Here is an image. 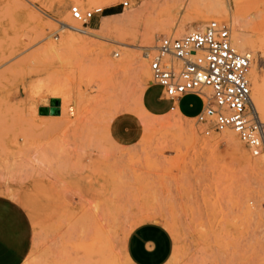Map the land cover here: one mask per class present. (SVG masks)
I'll return each mask as SVG.
<instances>
[{"label": "rangeland", "instance_id": "374dc122", "mask_svg": "<svg viewBox=\"0 0 264 264\" xmlns=\"http://www.w3.org/2000/svg\"><path fill=\"white\" fill-rule=\"evenodd\" d=\"M121 1L0 0V193L32 216L29 263L129 264L130 229L160 220L176 239L168 264H264L263 153L233 130L206 135L194 117L142 104L153 82L145 52L212 19L252 52L253 93L264 0ZM73 4L106 10L82 25Z\"/></svg>", "mask_w": 264, "mask_h": 264}, {"label": "built area", "instance_id": "2783aa9c", "mask_svg": "<svg viewBox=\"0 0 264 264\" xmlns=\"http://www.w3.org/2000/svg\"><path fill=\"white\" fill-rule=\"evenodd\" d=\"M121 4L132 5L130 0ZM70 10L74 19L87 25L106 9L83 10L73 4ZM152 50L145 57L164 96L196 93L202 98L204 106L194 118L204 134L233 130L253 155L264 153V122L252 97L253 54L236 47L228 24L212 19L181 35L163 34Z\"/></svg>", "mask_w": 264, "mask_h": 264}, {"label": "crops", "instance_id": "0c3cea01", "mask_svg": "<svg viewBox=\"0 0 264 264\" xmlns=\"http://www.w3.org/2000/svg\"><path fill=\"white\" fill-rule=\"evenodd\" d=\"M117 15V7L109 8ZM162 87L152 82L142 94V104L151 115L177 110L189 117L203 108L202 98L187 93L179 98L166 97ZM35 226L28 209L17 198L0 193V264H30L34 249ZM124 254L129 264H168L175 249L172 230L160 220H146L133 226L124 240Z\"/></svg>", "mask_w": 264, "mask_h": 264}, {"label": "bare ground", "instance_id": "6f19581e", "mask_svg": "<svg viewBox=\"0 0 264 264\" xmlns=\"http://www.w3.org/2000/svg\"><path fill=\"white\" fill-rule=\"evenodd\" d=\"M76 2H79L81 5L84 3V2H87V3H93V2H96V0H76ZM109 3V1H107L105 4ZM94 4V3H93ZM243 4V3H242ZM92 5V4H91ZM234 5V4H233ZM235 7V11L238 13L241 9H242V5L239 4V2L237 1L234 5ZM213 11V9L211 10ZM239 14V13H238ZM111 16H105L104 17V20H108ZM59 22L60 23H64L65 19L64 17H60L59 19ZM76 20V19H75ZM72 21V20H71ZM78 21V20H76ZM76 21H72L70 24H66L67 27L69 28H72L73 30L75 31H81V32H88V30H85L81 27V25L76 22ZM80 22V21H79ZM67 23V22H66ZM81 23V22H80ZM82 24V23H81ZM83 25V24H82ZM104 27H107V24H104L103 25ZM238 31V30H237ZM239 33V32H238ZM242 33V32H241ZM75 39V40H78L80 41L79 39V36H76V35H73V34H70L69 36H67V39ZM239 44V43H238ZM254 79H256V76L253 77ZM254 82L257 83L256 80H254ZM258 85L255 87L256 89L254 90V92L252 93V97H253V100H254V103H255V106H256V109L257 111L259 112V115L262 119V121L264 122V82L263 83H257ZM52 119V118H51ZM260 162H264V153L262 154L261 156V160Z\"/></svg>", "mask_w": 264, "mask_h": 264}, {"label": "water", "instance_id": "95a60500", "mask_svg": "<svg viewBox=\"0 0 264 264\" xmlns=\"http://www.w3.org/2000/svg\"><path fill=\"white\" fill-rule=\"evenodd\" d=\"M55 102V100H53V103ZM57 109H58V106H53L51 108H47L46 107L44 108H41L40 111L42 113H50V114H57Z\"/></svg>", "mask_w": 264, "mask_h": 264}, {"label": "trees", "instance_id": "16d2710c", "mask_svg": "<svg viewBox=\"0 0 264 264\" xmlns=\"http://www.w3.org/2000/svg\"><path fill=\"white\" fill-rule=\"evenodd\" d=\"M109 13H112V11H110L109 8H108V10L106 11V15L109 14Z\"/></svg>", "mask_w": 264, "mask_h": 264}]
</instances>
